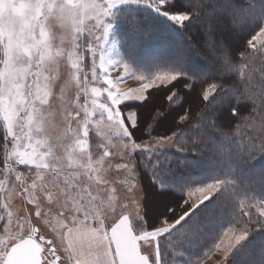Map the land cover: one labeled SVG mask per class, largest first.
<instances>
[{"label": "snow or ice", "instance_id": "1", "mask_svg": "<svg viewBox=\"0 0 264 264\" xmlns=\"http://www.w3.org/2000/svg\"><path fill=\"white\" fill-rule=\"evenodd\" d=\"M9 2L20 12L7 26L0 14V264H203L210 247L194 260L176 258L193 241L213 238L226 210L243 226L224 233L236 234L223 248L215 245L224 257L218 264H227L249 224L264 229V196H249L237 175L264 154V6ZM124 4H142L184 29L202 65L184 57L145 73L110 56L106 43ZM46 52H58V62L41 59ZM128 80L138 83L121 87ZM164 147L204 156L222 171L181 185V199L152 212L139 169L149 172L157 196H168L159 171L171 163L160 158Z\"/></svg>", "mask_w": 264, "mask_h": 264}, {"label": "rangeland", "instance_id": "2", "mask_svg": "<svg viewBox=\"0 0 264 264\" xmlns=\"http://www.w3.org/2000/svg\"><path fill=\"white\" fill-rule=\"evenodd\" d=\"M256 5L257 7L264 6V0L263 1L261 0L260 4L258 3ZM140 10L146 15H149V18L151 17L157 18L155 24H151V25H155L154 28L151 29L149 32L145 29L143 30V28L141 29L139 23L137 22L138 19L135 16L138 15V11ZM169 24H173V23L167 20L165 17L159 16L157 13L152 12L150 9H147L142 4L120 5V7L116 10V19L114 20L113 30L110 33L109 39L106 43V52L113 58L128 59L134 68H137L145 73L153 71L156 67L168 66L174 61H178L184 58L182 54L186 52L188 53V49H187L188 46L186 47L183 46V42L180 40L181 36L183 35L182 33L177 34L172 31H169L168 35H166L164 33L165 30H163V28H161L160 26V25H169ZM131 27L133 28L135 27L136 30H133ZM181 50H184V52H180ZM137 83L138 82L128 80L125 83H123L121 87H125L127 85L135 86L137 85ZM188 130L189 129H185V135H188L189 133ZM177 153H185V152L177 151L175 147H164L160 150V158L163 159L164 157H168L171 160L170 165L171 164L175 165L176 164L175 154ZM138 158L142 159L143 157L140 154H138ZM170 165H168L167 167L162 165L159 170L162 175V178L167 183H168L167 176H170L169 175ZM140 169H142V171H145L147 174H149V172L146 169L144 168H140ZM205 169H208L207 174L210 172H215L214 169L210 167V165H208L207 167L205 166ZM246 171L252 174H256V177L254 176V179L252 180H260L261 178H263L264 158L261 160V163H259V165L256 164L255 166L253 164H249L248 166H246L245 172ZM243 172L244 171H240L239 174L242 175L244 174ZM237 175H238V171H237ZM240 175L238 176L241 183L243 184V180L240 177ZM255 183L259 185L260 181H255ZM261 185L263 186V183ZM248 186L247 187L254 192V193L252 192L248 193L249 196H255L257 199L259 198L258 196H264V194H262V192L260 191L262 188L253 189L251 185ZM146 199L148 200V203L154 202L155 200L157 201L160 200V199L158 200V199L150 198L148 194ZM14 204L16 208H21L23 206L21 201H19L18 199L14 201ZM129 211L133 215H135L134 208L130 207ZM223 217H226V219H223ZM244 219L247 220L248 218L244 217ZM240 227L243 226L236 224L235 221L231 218V215L226 210L219 219V227L217 228V234L215 236L217 238L215 245L220 244V247L223 248L225 245L221 243V241H228L230 237L236 234V233H229L228 236H225L224 233L227 232L229 228H236L238 230ZM248 227L250 230H252V232L250 231V235L248 236V238L237 246V248L233 251L234 253H232L230 257L233 256L234 260L237 261L240 255L239 251H241V253L244 252L243 255L247 259L246 260L247 262H245L246 264H255L254 263V261L256 262V260H254L255 253L254 255H252L254 251L252 247L255 244L259 245V247L263 249L261 251L264 252V236L260 239L261 240V244H260L258 243L259 237L257 235L259 232L264 231V229H257V226L255 224H249ZM41 231L46 234V238L48 239H51L54 236V233H52L51 229L47 225L42 226ZM215 245L213 247L214 252L209 255V257L203 262V264H218V262L224 260L222 252L219 249H217ZM258 254H261V252H259Z\"/></svg>", "mask_w": 264, "mask_h": 264}, {"label": "trees", "instance_id": "3", "mask_svg": "<svg viewBox=\"0 0 264 264\" xmlns=\"http://www.w3.org/2000/svg\"><path fill=\"white\" fill-rule=\"evenodd\" d=\"M263 1V0H262ZM261 0H256V4H260ZM138 19V23L141 27V29L143 28V30H147L148 32L154 28L155 25H151V24H155V22L157 21V18L155 17H151L149 18V15H146L145 13H143L141 10L138 11V15L135 16ZM187 23V22H186ZM199 23V18L197 19V22H193V27H195L197 24ZM161 28H163L164 33L166 35H168L169 31H172L174 33L177 34H183L180 38V40L183 42V46H188V53H184L182 54L184 57L187 58V60L189 61V66L191 67H199L202 65V62L200 61V55L197 52V47H199V45H197V47H193V43L195 42L194 40H190L189 36L185 33V30L180 28L179 26H176L175 24H169V25H160ZM133 30H136V28L131 27ZM194 35V33H193ZM192 51V53H191ZM180 52H184V50H181ZM165 103H167V101H165ZM176 107H179V105H176ZM188 135H194V134H198V130L197 129H189L188 130ZM264 158V154L258 155L255 159L243 164L237 171H238V175L240 171H244L242 175H240V177L243 180V184L248 186L251 185L253 187V189H258V188H262L260 191L262 192V194H264V176L263 178H261L260 180H252L254 179V176L256 177V174H252L248 171L245 172V167L248 166L249 164H253L256 166V164L259 165V163H261V160ZM177 162H182L178 165ZM175 165L171 164L170 165V171H169V175L167 176V180H168V184L171 185L169 187V189H167V191L170 193L168 196L165 197H159L155 194L154 190H155V184L152 183V180L150 178V175L147 174L145 171H142V169H140V174H141V183L144 187L145 190V198H144V204L147 210H150L152 212H163L165 211L164 205L165 204H174L177 200L182 198V192L180 190V186L183 184L188 183L189 181L195 180L197 182H207V180H209L211 178V176L209 175H214V174H219L222 170H214L215 172H210L207 174L208 169H205V166L207 167L208 165H210L209 160L201 155H197L194 152H185V153H177L175 154ZM240 170V171H239ZM249 174V177H248ZM247 175V176H245ZM251 176V179H250ZM255 181H260V184L258 185L257 183H255ZM263 183V186L261 185ZM249 187V186H248ZM147 194L150 198L153 199H160L162 201H157L155 200L154 202H149L146 199ZM165 198V199H162ZM230 218V217H229ZM223 219H226V217H223ZM217 234V232H216ZM216 234L214 235L213 238H205L203 239L199 244H197L195 241L192 242V246L190 248V252L185 253L184 256H180L177 257V260L180 261H186L189 258L190 259H195L196 257L200 256L201 254L208 252V248L210 247L212 249L211 252H208V255L205 257L204 261L209 257V255L211 253H213V247L215 245V242L217 240V238L215 237ZM259 237V241L258 243L261 244V238L264 236V231L259 232L258 234ZM253 253L252 255H254V260H256L257 264H264V252L261 251L263 250L262 248L259 247V245H253ZM166 247L162 245V256H165L167 253L166 252ZM259 252H261V254H258ZM234 253V252H233ZM240 255L238 257V260L235 261L234 257L231 256L230 259H228L227 264H246L245 262H247L245 256L243 255L244 252L241 253V251H239ZM203 261V262H204ZM256 262L254 261V263L256 264Z\"/></svg>", "mask_w": 264, "mask_h": 264}, {"label": "clouds", "instance_id": "4", "mask_svg": "<svg viewBox=\"0 0 264 264\" xmlns=\"http://www.w3.org/2000/svg\"><path fill=\"white\" fill-rule=\"evenodd\" d=\"M20 12V8L13 9L12 4L9 2V0H3V2H0V14L4 16V22L5 25H10L14 22H17V16ZM71 32L69 31V28L67 25H65L63 29V39L65 41H68L70 38ZM59 53H45L40 58L46 59L49 64H55L58 62L57 57ZM47 66V65H45Z\"/></svg>", "mask_w": 264, "mask_h": 264}, {"label": "crops", "instance_id": "5", "mask_svg": "<svg viewBox=\"0 0 264 264\" xmlns=\"http://www.w3.org/2000/svg\"><path fill=\"white\" fill-rule=\"evenodd\" d=\"M209 260V259H208Z\"/></svg>", "mask_w": 264, "mask_h": 264}]
</instances>
